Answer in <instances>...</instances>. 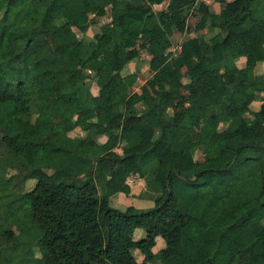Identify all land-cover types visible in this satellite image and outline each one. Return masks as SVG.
Wrapping results in <instances>:
<instances>
[{
  "label": "trees",
  "instance_id": "trees-1",
  "mask_svg": "<svg viewBox=\"0 0 264 264\" xmlns=\"http://www.w3.org/2000/svg\"><path fill=\"white\" fill-rule=\"evenodd\" d=\"M162 1L0 0V201H16L31 216L17 231L0 222V264H264V96L257 110L234 111L229 102L234 90L248 99L264 93V72L253 70L264 61V0H256L258 12L251 0H217L223 6L203 14L197 29L209 17L218 30L183 40L171 66L164 58L173 26L195 0L155 10ZM107 4L111 20L85 41L74 28L85 31ZM140 47L150 56V96L129 92L136 70L121 73ZM248 49L252 62L237 67ZM234 69L239 79L230 81ZM87 78L100 90L113 85L110 96L95 100ZM8 101L21 112H41V125L22 131L2 113ZM140 101L145 106L137 108ZM46 123L53 133L43 131ZM76 126L86 136H71ZM90 139L99 144L95 152ZM175 143L181 154L201 149L218 164L194 160L181 169ZM102 161L144 177L153 205L111 206L112 191L103 183L99 192L96 181ZM7 168L35 178L34 186L13 197L16 174ZM120 190L130 191L126 184ZM170 215L178 219L176 254L158 247ZM128 227L144 235L124 241ZM243 231L249 237L241 242Z\"/></svg>",
  "mask_w": 264,
  "mask_h": 264
},
{
  "label": "rangeland",
  "instance_id": "rangeland-1",
  "mask_svg": "<svg viewBox=\"0 0 264 264\" xmlns=\"http://www.w3.org/2000/svg\"><path fill=\"white\" fill-rule=\"evenodd\" d=\"M23 1L24 0H17V1L11 0V3L15 5V4H18V2L22 3ZM199 2L200 1L195 3L196 6L197 4H199ZM168 3H169V0H163L160 4L156 5V7H153V8H155V10L165 9ZM253 3H254V0H251L250 7H252ZM165 5L166 7H164ZM193 5L189 7V10L185 18L176 22L175 25L173 26V31H172V34L170 35L169 50L164 58V61L169 66H171L172 64L171 57H173L176 50L180 49V46L183 40L191 36H202V37L208 38L210 35V33H207V31L201 32L197 30V24L201 18L202 12L199 11V8L194 7ZM204 10L207 11L206 14H210L212 12V8L209 2L207 3V7H205ZM32 14L34 15L35 11H33ZM76 31L80 35L79 30L76 29ZM81 36L85 41H88L92 37V36L85 37L84 35H81ZM141 40L138 41L139 44H141ZM94 46H95V43L89 44V47H88L89 50L92 51ZM117 53L119 56H123L125 54V51L120 49L117 51ZM149 57L150 56H148V54L146 53V50L140 47L138 54L135 57H133L130 61H128L124 65V68L121 70L122 74L128 73L129 71H133V70H136L138 73V76L135 82L128 88L129 92L136 91L140 93L144 92L148 96L153 95L152 88L155 86V83L152 80V77H151L152 72L150 71L149 66H148ZM58 76H61V73H58ZM184 81H185L184 82L185 84L182 89L184 93H187V86H186L187 76L184 77ZM85 83L89 87V90L91 91V93L95 94L97 98H99L100 92L102 89L100 90L95 80L93 78L92 79L87 78ZM110 86H111L110 88L103 90V94H109L111 90L113 91V85H110ZM136 106L137 108H142L145 105L143 104L142 101H140L136 104ZM1 110H2L3 115L10 118L13 122H15L22 131H27L28 129L37 128L41 125V120H42L41 112L37 113V112H32L31 110L21 112V110L18 109L16 103L12 101L6 102ZM223 124L221 127L224 126ZM42 126H43L44 132L50 133V134L53 133L52 123L42 124ZM76 134H79V131L74 130V135ZM86 134L87 132L85 131V133H83L82 136H86ZM98 147H99V144L96 143L92 139H90L87 143V148L91 152H95L98 149ZM115 149L118 152H121L120 148H114V150ZM46 150H47V146L45 144H41V147L38 150L37 154L40 156H44L46 154ZM181 150H182L181 143H175L173 145V151L176 156V165L181 169L189 167L194 160L200 161L202 167H214L218 164V161L206 160V158L203 157V153L201 149H197L193 154L192 153L181 154ZM10 173L16 174V180H17L14 184L15 188L12 191L13 197L17 196V193L19 191H26V190L31 189L35 184V178L29 177V178L23 179V173L20 171H17L13 168H7V174H10ZM61 179L65 181L67 180L66 177H62ZM102 180H103L102 177H100V179L97 182V185H98L99 192L104 193L103 191L105 187L104 186L105 181H102ZM117 182H118L117 179H114L112 184L114 185ZM122 185L123 184L121 185L119 184V186H122ZM17 204L18 202L16 201H12L9 203H7V201H0V222H2L4 226H8L9 228L15 231H17L18 228L26 226L31 222L30 214L27 211H25L22 207H19ZM177 221L178 219L174 215H170V217L167 219V231L165 232L164 236L160 237V242H161L160 244L162 246L167 245L169 247L171 254H176L178 251V244L176 242V232H175V225ZM248 237H249L248 232L243 231L242 233H240L238 239L241 242H243L247 240ZM131 262H132L131 259H126L125 264H131ZM132 264H139V263L133 262ZM143 264H147V263L144 262ZM154 264H158V262Z\"/></svg>",
  "mask_w": 264,
  "mask_h": 264
},
{
  "label": "crops",
  "instance_id": "crops-1",
  "mask_svg": "<svg viewBox=\"0 0 264 264\" xmlns=\"http://www.w3.org/2000/svg\"><path fill=\"white\" fill-rule=\"evenodd\" d=\"M198 1L200 2L196 6L195 3H197ZM226 1H230V0H226ZM208 2L211 5L212 12H218L220 8L223 6L222 3L217 0H195L194 2L195 5L193 6L199 8V11L202 12V15H203L207 13V11L204 10V8L207 7ZM160 3H154L153 7H156V5ZM108 7L110 9V4L106 5L105 7L106 12L104 15L95 17V21L91 24L89 23L86 24V27L88 25L86 30L83 32L79 30L80 35L79 34L78 35L79 36L84 35L85 37L93 36L95 32L101 29L103 24L109 22L111 20V14H110ZM164 7H166V5ZM251 9L257 12L260 10V6L256 0H254V3ZM158 10H161V9H158ZM74 29L76 30L77 28H74ZM197 30L201 32L207 31V33H210L209 36H211L213 33H215L218 30V28L213 27L210 24V18L208 17L204 27L197 29ZM234 37L237 39L243 40L245 43L248 42L245 34L244 35L234 34ZM204 38H207V37H204ZM251 62H252V54L249 49L246 55H240L235 59V64L237 65V67H242L246 63L250 64ZM253 70L255 73H263L264 72V61H256ZM228 78L230 81L238 80L239 70L234 69L233 71L228 72ZM110 87H111L110 85H105L102 88L100 92L101 98H107L110 96V93L112 92V90L109 94H103V90H106ZM93 95H94L95 100H97V96L95 94ZM263 96H264L263 92H258L255 99H248L245 95H243L239 91L234 90L230 97L229 102L234 111H236L241 106H248L250 110H257L260 106V103L262 102ZM74 130L79 131V134L74 135ZM83 133H85V131L82 130L78 126L74 127L69 132L71 136H82ZM103 139H105L104 135L99 137L100 141H103ZM100 177H102L103 179L102 181H105L106 186L112 191V194L109 195V203L111 206L117 207V208H124L127 205H133L135 207L142 208V207H150L153 205V200L148 195L145 194V190H146L145 179L144 177L139 176L137 173L128 172L121 165L116 166L114 167V169L111 170L109 168V164L106 161H102L99 163V173L96 176V181H98ZM114 179H117L118 182L113 185L112 182ZM119 184L128 185L129 190H130L129 193H124L123 191H121L120 190L121 186H119ZM143 235H144V231L142 228L128 227L124 230L123 240H126V241L135 240V239L142 237ZM156 239H158V237ZM160 243L161 242H158V247L161 245ZM134 256L137 262L142 261L143 256L141 254L135 252ZM147 264H150V263L148 262Z\"/></svg>",
  "mask_w": 264,
  "mask_h": 264
},
{
  "label": "water",
  "instance_id": "water-1",
  "mask_svg": "<svg viewBox=\"0 0 264 264\" xmlns=\"http://www.w3.org/2000/svg\"><path fill=\"white\" fill-rule=\"evenodd\" d=\"M88 24V23H87Z\"/></svg>",
  "mask_w": 264,
  "mask_h": 264
}]
</instances>
